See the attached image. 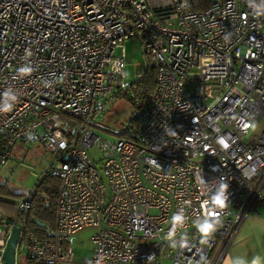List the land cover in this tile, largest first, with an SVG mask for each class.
Instances as JSON below:
<instances>
[{"label": "built area", "instance_id": "2783aa9c", "mask_svg": "<svg viewBox=\"0 0 264 264\" xmlns=\"http://www.w3.org/2000/svg\"><path fill=\"white\" fill-rule=\"evenodd\" d=\"M130 38L153 67L147 96L125 81ZM124 92L134 111L111 130L99 119ZM18 141L54 155V226L45 241L29 230L30 195L18 216L0 210V264L13 227L14 264H65L85 230L82 264H221L264 203V0H0V169Z\"/></svg>", "mask_w": 264, "mask_h": 264}, {"label": "rangeland", "instance_id": "374dc122", "mask_svg": "<svg viewBox=\"0 0 264 264\" xmlns=\"http://www.w3.org/2000/svg\"><path fill=\"white\" fill-rule=\"evenodd\" d=\"M126 58L130 62L125 65V81L128 84L135 83L139 78L136 74H143L146 69V57L142 52L140 40L130 38L123 41ZM120 49H116L115 55H118ZM133 106L130 100L126 98H117L109 103L106 111L99 122L111 130H118L122 124L131 118ZM261 132L260 127H255L250 134ZM101 137L108 140L114 139L112 134L97 131ZM87 153L93 160H98L100 152L98 147L87 149ZM54 161V155L45 151L40 145L33 142L18 141L13 149L12 155L4 167L0 169V183L6 184L7 190L2 199L8 200L14 204L20 202L23 198L21 194H27L34 188L38 182L40 174ZM101 162H97L99 167ZM0 206V210H3ZM91 230H85L71 240L74 254L86 252L91 248L88 240ZM23 264V263H22Z\"/></svg>", "mask_w": 264, "mask_h": 264}, {"label": "trees", "instance_id": "16d2710c", "mask_svg": "<svg viewBox=\"0 0 264 264\" xmlns=\"http://www.w3.org/2000/svg\"><path fill=\"white\" fill-rule=\"evenodd\" d=\"M146 69L144 76L142 75L135 84L144 85L146 96L153 89V67L146 61ZM126 98L130 100L131 104L134 103V97L132 93L124 92L116 96L117 98ZM59 180L56 176L51 175L48 170H44L38 179V182L32 190L27 194H21V197L30 195L32 197L31 208L28 214L24 217V221L27 224L30 231L41 241H45L50 236V231L54 226L55 216V198ZM7 190L6 184L0 183V197H3ZM14 203L2 199L0 206H3V211L10 215L18 216L19 214L14 207ZM33 264V263H29Z\"/></svg>", "mask_w": 264, "mask_h": 264}, {"label": "crops", "instance_id": "0c3cea01", "mask_svg": "<svg viewBox=\"0 0 264 264\" xmlns=\"http://www.w3.org/2000/svg\"><path fill=\"white\" fill-rule=\"evenodd\" d=\"M77 235L67 243L72 253L69 262L65 264H82L81 259L92 254L91 243L88 251L74 254L71 240ZM257 256L260 257V264H264V203L262 202H256L247 214L221 264H228L229 258H232L233 264H236L237 257L244 258L248 264H251V260Z\"/></svg>", "mask_w": 264, "mask_h": 264}, {"label": "clouds", "instance_id": "9594fccd", "mask_svg": "<svg viewBox=\"0 0 264 264\" xmlns=\"http://www.w3.org/2000/svg\"><path fill=\"white\" fill-rule=\"evenodd\" d=\"M18 71L24 72V73H29L31 71V68L21 67ZM217 143L224 149H227L229 147V144L227 142L226 137H223V136L219 137L217 140ZM228 187H229V185L227 183L221 184L219 192L212 198L213 204L220 205L221 207L226 205V203L228 201V195H227ZM213 215L214 214L212 212H209L208 214H206V218H205L204 222L197 225L198 230L206 238L211 236L216 230L217 221L215 219H213ZM181 219H183V218L179 217L177 215H173V217H172L173 222H175L177 220H181ZM201 259H202V261H204V257H202ZM228 264H233L232 258H229ZM236 264H248V261H246L244 258L237 257L236 258ZM251 264H260V257H258V256L254 257L251 260Z\"/></svg>", "mask_w": 264, "mask_h": 264}, {"label": "water", "instance_id": "95a60500", "mask_svg": "<svg viewBox=\"0 0 264 264\" xmlns=\"http://www.w3.org/2000/svg\"><path fill=\"white\" fill-rule=\"evenodd\" d=\"M18 237H19V228L13 227L9 238L7 239L6 247H5V250L3 252L2 264H14L15 249H16Z\"/></svg>", "mask_w": 264, "mask_h": 264}]
</instances>
